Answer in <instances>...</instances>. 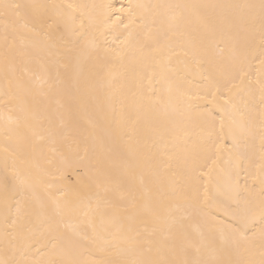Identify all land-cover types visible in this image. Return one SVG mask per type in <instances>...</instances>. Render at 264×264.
<instances>
[{"label": "bare ground", "instance_id": "1", "mask_svg": "<svg viewBox=\"0 0 264 264\" xmlns=\"http://www.w3.org/2000/svg\"><path fill=\"white\" fill-rule=\"evenodd\" d=\"M18 2H71L98 7L87 9L94 21L91 27H88L87 20L84 29L79 27V21L74 27H65L64 23L54 25L50 30V39L36 42L26 49L25 57H17V75L22 76V69H27L34 95L12 98L7 94L8 86L0 58V181L8 175L9 187L13 185L11 175L4 170V147L7 146L17 156L15 166L20 175L28 182L36 183V190L41 195L46 185H52L53 191L57 188H76L78 179L87 181L89 176L96 175L101 169L125 189L129 186H134L137 191L148 188L153 201L163 203L160 220L154 222L146 214L134 216L132 220L124 219L126 227L132 228L126 235L140 240L149 238L157 245L161 242L174 244L177 249L175 258H182L179 255L180 232H187L194 241L199 242L201 234L195 230L199 226L203 238L214 239L217 244L221 229L225 236L230 235L228 226H238L232 215L237 212L238 204L239 209L244 208L247 189H251L257 198L261 190L259 180L254 181L252 177L258 173L261 163V137L264 136L261 109L264 105L261 104L258 91L252 95L241 93L236 107L224 115L222 126L221 113L206 100L197 99V96L205 94L206 81L203 77L209 74L217 77L222 73L229 76L235 74L239 78L242 74L240 69L244 68L251 72L253 80L256 78L258 59L249 63L242 56H232L233 45L243 50L253 37L239 24L237 18L241 10L229 6H258L260 0ZM105 4L112 8L99 7ZM129 4L149 6L133 8L137 19L143 17L149 23L154 17L159 22L170 11L167 7L151 6L201 7L179 9L184 14V22L175 33H168L166 38L157 34V23L153 35L157 36L161 45L166 46L163 52L149 49L143 56L137 54L135 61L131 59L130 52L123 60L105 62L101 58L102 52L85 48L81 32H86L89 37L95 36L103 43L100 32L110 30L105 27L107 17L111 15L112 20H115L120 15L123 18L125 14L115 9L122 6L127 8ZM225 17L231 18L233 22L221 23ZM204 22L214 28L213 33L206 32ZM108 24L111 26V21ZM119 31H123V28ZM258 35L257 24L254 30V42L257 44ZM132 43H136L135 34ZM220 48L224 49L223 53ZM181 49L188 51L189 55H172L169 71L165 56ZM192 53L202 61L199 71ZM157 60L161 61L160 65H157ZM149 69H155L157 73L151 83ZM161 72L167 76V83L160 80ZM37 77L47 82L41 85ZM219 102L222 103V100ZM189 105L193 106L192 110H189ZM209 109L214 114L213 119L206 117ZM25 110L30 114L26 120ZM7 116L20 118V126L10 139L4 130V118ZM49 131L55 132V135L50 137ZM39 136L46 139L39 141ZM165 140L168 141L167 149L163 147ZM162 152L168 155L163 156ZM217 156L218 163L212 166V159ZM186 160L188 163H185ZM193 161L194 167L201 168L203 172H208L209 166H212L211 173L201 175L200 172H192L189 164ZM12 164L10 157L9 169ZM141 178L145 181L144 185L140 184ZM206 185L208 197L205 200ZM173 193L183 194L197 205L195 211L187 207L184 209L190 220L181 221L177 213L169 215L168 207L177 203ZM16 199H20L18 193ZM112 200L118 202V197H112ZM30 206L35 208L34 202ZM101 212L94 217L97 231L111 237L120 218L113 216L111 204L108 203L102 205ZM173 218L177 220L176 227L165 241L167 225ZM209 225L213 227L210 229ZM260 227L257 222L255 230L258 231ZM154 229H157L156 234L150 236ZM3 231V224L0 223V234ZM116 243L127 247L119 236ZM10 255L0 242V258H9ZM96 255L101 259L119 258L115 249L111 256L101 253ZM28 256L43 258L35 247ZM189 258H194V255ZM230 258L235 260L244 257L233 253ZM255 258L259 259L258 252Z\"/></svg>", "mask_w": 264, "mask_h": 264}, {"label": "snow or ice", "instance_id": "2", "mask_svg": "<svg viewBox=\"0 0 264 264\" xmlns=\"http://www.w3.org/2000/svg\"><path fill=\"white\" fill-rule=\"evenodd\" d=\"M98 7L96 5L75 4L71 2L63 4H40L35 2L23 3L18 0L3 2L0 0V44H2V62L4 79L8 86L7 94L12 98L34 95L33 87L30 84L31 75L27 69H22L23 75H17V57H25L26 49L32 47L40 40L50 39V30L54 25L64 23L65 27H74L79 21V27L85 28V21L88 27L94 23L93 18L87 12L89 8ZM99 7L111 9L112 6L105 4ZM134 7L148 8L147 5L129 4L127 8L123 6L115 9L118 13H124L112 20L111 15L105 21L108 31H101L98 39L95 36L89 37L86 32H81L84 37L85 48L93 51L102 52V59L105 62L123 60L131 52V59L136 60V55L143 56L146 50L151 49L156 52H163L165 47L160 44L153 29L159 23L156 32L159 36L167 37L168 33H175L184 22V14L179 9H197L198 5H168L151 6L153 8L167 7L170 9L165 13L164 19L159 22L154 17L151 23L143 17L137 19V14L133 11ZM216 7V6H211ZM240 9L237 18L240 26L249 34V43L243 50H238L235 45L231 49L233 57L242 56L245 61H259V68L256 78L253 80L250 71L241 68L239 78L235 74L220 76L206 75L204 95L197 96V99L206 100L207 103L221 113V124L223 126L224 115L229 109L236 107V101L241 93L248 95L259 93L261 104L264 105V0H260L259 5L245 4L229 6ZM258 8V12L256 9ZM111 21V27L108 24ZM118 22V23H117ZM231 18H223L221 23L231 24ZM259 25L258 44L254 42V30ZM206 32H214L207 22L203 24ZM123 28V31H119ZM47 29V31H46ZM135 34L136 43L133 45ZM141 37H143L141 39ZM115 45V47H113ZM194 47V45H193ZM223 53L224 49L220 48ZM189 55V52L181 49L172 51L165 56V61L169 62L172 55ZM199 71L201 60L192 53ZM249 57L251 60H249ZM161 64L160 60L156 61ZM43 65L41 68L43 69ZM46 71V70H45ZM157 73L155 69H149V83ZM25 77L28 79L26 80ZM37 82L41 85L46 83L45 79L37 77ZM160 80L167 83V76L164 72L160 73ZM160 82V81H157ZM210 93V95H209ZM222 100V103L219 101ZM192 110L193 106H188ZM198 110V109H197ZM29 113L25 110L24 119H28ZM206 117L213 119L214 114L211 109L206 111ZM5 119V133L10 139L20 126V118L7 116ZM262 127H264V107L261 109ZM55 132L49 131L52 137ZM46 137L39 136V141H44ZM261 163L259 171L252 179L259 180L261 190L258 198L251 189H247L248 196L245 199V206L232 215V219L238 222V226L229 225L230 235L225 236L221 229V237L217 244L215 240H205L199 226L196 231L201 234L199 242L194 241L187 232H180L179 255L177 256L176 246L161 242L157 245L153 240L145 238L140 240L137 237L129 238L126 233H130L132 228L123 223L124 219L132 220L134 216L146 214L154 222H159L160 211L163 207L162 201H153L148 188L137 191L134 186L123 188L119 183L114 182L102 169L98 170L94 176H89L87 181H77V187L73 189L57 188L52 190V185H46L43 195L36 190V183L28 182L22 177L15 166L17 156L11 152L7 146L4 147V170L10 174L13 185L10 188L8 175H5L0 185V223L3 224L4 231L0 234V242L3 243L5 252H10L9 258H0V264H264V136L261 137ZM163 147L168 148V141H164ZM219 150V145H217ZM54 152L55 149L53 148ZM161 155L167 156V152ZM11 157L12 167L9 169L8 160ZM171 159V157H168ZM212 159L211 157H208ZM219 156L212 159V166L217 165ZM185 163H188L186 160ZM195 161L189 164L192 172H200L201 175H209L201 168L194 167ZM239 175V173H237ZM143 178L140 184L144 185ZM17 193L20 199H16ZM205 200L208 197L207 185L204 189ZM118 197V202L112 200ZM173 199L177 203L168 207L169 215L180 214L179 219L190 220L191 217L184 213L185 207L194 211L197 205L189 201L186 196L180 193H173ZM34 202L35 208L30 205ZM111 204L113 216L120 218L116 224L115 233L101 235L98 233L94 223V217L101 213L102 205ZM238 203V202H237ZM131 212L132 215H122ZM261 227L257 230L256 223ZM177 220L173 218L167 225L165 241L169 239L172 229L176 227ZM183 225L181 224L180 227ZM213 226L209 225L211 229ZM154 229L149 235H155ZM139 234H137L138 236ZM117 236L127 247H121L116 243ZM35 247L43 258L36 259L29 257L28 253ZM115 249L119 258L101 259L96 253L111 256ZM166 249V250H165ZM46 250V251H42ZM259 259H256V253ZM235 253L241 259H231ZM194 258H189L193 256Z\"/></svg>", "mask_w": 264, "mask_h": 264}]
</instances>
